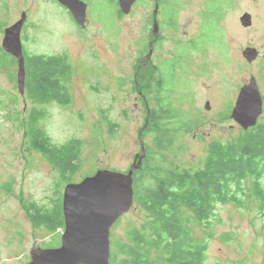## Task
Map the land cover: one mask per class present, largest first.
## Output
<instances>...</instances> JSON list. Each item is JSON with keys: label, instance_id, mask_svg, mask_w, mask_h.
Returning a JSON list of instances; mask_svg holds the SVG:
<instances>
[{"label": "rangeland", "instance_id": "374dc122", "mask_svg": "<svg viewBox=\"0 0 264 264\" xmlns=\"http://www.w3.org/2000/svg\"><path fill=\"white\" fill-rule=\"evenodd\" d=\"M81 1L88 6L85 28L56 0H0V264H26L35 246L59 245L65 222L49 229L43 216L58 215L68 184L101 169L127 173L142 154L141 129L146 149L158 154L156 132L147 126L148 115L162 114L159 104L173 114L167 126L181 128L163 166L183 173L202 169L213 144H244L232 112L253 77L264 100V0H159L157 35L155 0H139L129 15L121 13L119 0ZM23 12L25 56L61 57L72 66L68 104L39 101L29 88L20 92L19 63L7 57L3 40ZM246 13L250 28L240 21ZM248 48L260 53L253 63L243 56ZM138 74L145 80L137 86ZM34 116L48 145L81 142L77 174L63 178L33 150L25 123ZM258 124L264 125V110ZM257 183L264 189V175L233 187L240 202L216 203L209 220L187 214L204 240L205 264H264V200L255 195ZM131 228L145 234L151 260L167 264L165 250L152 249L154 229L137 205L112 228L111 240L126 241Z\"/></svg>", "mask_w": 264, "mask_h": 264}, {"label": "trees", "instance_id": "16d2710c", "mask_svg": "<svg viewBox=\"0 0 264 264\" xmlns=\"http://www.w3.org/2000/svg\"><path fill=\"white\" fill-rule=\"evenodd\" d=\"M25 57L26 89L32 90L39 101L68 104L66 83L72 74V66L67 59ZM139 74L137 86L145 80ZM143 74L146 75L145 70ZM151 82L146 88H150ZM156 82L159 92H162L163 76ZM159 106L162 114L156 111L150 114L147 126L156 132L154 145L158 154L147 150L146 165L134 174L135 205L148 215L154 229L152 249L165 250L167 264H205V246L199 242L204 240L194 234L187 214L190 213L195 221L209 220L214 214L216 203L240 202L233 187H240L248 178L260 179L264 175V125L258 124L244 131L246 136L240 140L243 145L213 144L202 169L180 173L165 168L163 164L168 162L164 154L177 144L181 128L168 127L167 120L173 114L167 107ZM25 129L27 136L32 138L33 150L57 166L63 178L68 179L78 173L80 141L71 142L62 148L48 145L44 132L37 128L36 116L25 123ZM156 155H161L158 163L155 162ZM254 192L264 200V189L258 183L255 184ZM34 220L41 222V216L35 215ZM43 222L53 230L64 227L63 205L58 215L43 216ZM112 247L111 264L162 262L151 260L145 234L138 228L127 231L124 242L112 239Z\"/></svg>", "mask_w": 264, "mask_h": 264}, {"label": "water", "instance_id": "95a60500", "mask_svg": "<svg viewBox=\"0 0 264 264\" xmlns=\"http://www.w3.org/2000/svg\"><path fill=\"white\" fill-rule=\"evenodd\" d=\"M68 9L76 23L85 28L88 20V6L81 0H56ZM138 0H119L120 10L129 15ZM257 1V0H254ZM158 13V7L155 16ZM28 15L22 13L21 19L5 30L3 48L19 63L18 84L22 95L26 91V59L22 42V31ZM243 27L253 25L252 16L244 14L240 19ZM160 25L154 24V34H158ZM152 51L149 57L152 56ZM244 58L255 62L260 53L256 48L243 52ZM206 109L210 110L209 103ZM264 100L255 77L245 85L232 112V119L248 131L258 125L263 114ZM142 154H138L132 168L127 172H115L109 169L98 170L94 175L84 178L79 183L66 186L63 196V215L65 232L61 246L56 249H34L30 264H111L112 228L135 206L136 171L143 169L147 149L142 137Z\"/></svg>", "mask_w": 264, "mask_h": 264}, {"label": "flooded vegetation", "instance_id": "af4514ba", "mask_svg": "<svg viewBox=\"0 0 264 264\" xmlns=\"http://www.w3.org/2000/svg\"><path fill=\"white\" fill-rule=\"evenodd\" d=\"M139 1V0H138ZM138 1H137V3H138ZM155 2H156V7H155V10H154V15H153V25L155 24V21H156V19H157V16L159 15V11H160V8L162 9V4L160 3V2H158V1H156L155 0ZM255 3L257 2V1H254ZM136 3V4H137ZM135 4V5H136ZM135 5L133 6V8L135 7ZM120 6V5H119ZM157 7H158V13H157V15L155 16V11L157 10ZM133 8H132V11H133ZM68 10V9H67ZM69 11V10H68ZM122 13V12H121ZM123 14V13H122ZM72 15V14H71ZM124 15V14H123ZM73 17V16H72ZM76 22V21H75ZM5 38V37H4ZM3 42H4V40H3ZM4 49V48H3ZM5 51V50H4ZM6 53V52H5ZM153 54V53H152ZM9 55V54H8ZM11 56V55H10ZM25 59H26V57H25ZM18 61V60H17ZM148 65H150V62L149 63H145V66H148ZM144 66V67H145ZM26 73H27V64H26ZM26 80H27V78H26ZM152 115V114H151ZM149 116V115H148ZM143 137V136H142ZM147 156H148V153H147ZM147 158V157H146ZM143 166H144V164H143ZM61 241H62V239H61ZM60 246H61V242H60V244L59 245H57L56 247H50V246H35L34 248L35 249H38V248H41V249H56V248H60ZM34 248L31 250V252L34 250ZM31 252H30V256H31ZM31 261H32V257H31V260H29L26 264H30L31 263Z\"/></svg>", "mask_w": 264, "mask_h": 264}, {"label": "bare ground", "instance_id": "6f19581e", "mask_svg": "<svg viewBox=\"0 0 264 264\" xmlns=\"http://www.w3.org/2000/svg\"><path fill=\"white\" fill-rule=\"evenodd\" d=\"M115 172H117V171H115ZM111 252H112V249H111Z\"/></svg>", "mask_w": 264, "mask_h": 264}]
</instances>
